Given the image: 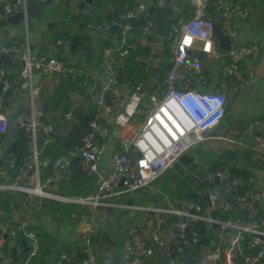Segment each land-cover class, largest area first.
Returning <instances> with one entry per match:
<instances>
[{
    "label": "built area",
    "instance_id": "1",
    "mask_svg": "<svg viewBox=\"0 0 264 264\" xmlns=\"http://www.w3.org/2000/svg\"><path fill=\"white\" fill-rule=\"evenodd\" d=\"M31 1L45 0H0V31L9 16L18 12L26 16ZM188 2L193 14L186 16L175 13L168 20L165 36L169 42L168 55L156 54L154 51L141 53L136 43L127 42L126 34L130 20L142 16L145 18L143 36H155L156 21L149 14L151 6L168 8L175 0H150L148 4L139 2L120 15L121 22L111 20L88 25L99 31L110 29L115 24L121 28L117 56L109 57L110 51L114 50L112 46L104 48L102 52L94 99L98 116L111 122L122 114L130 97L134 98L135 113L142 115L140 122L118 140L111 158V168L106 173L98 164L104 145L94 141L95 135L102 131V123L96 120L91 123L92 131L85 138L84 146L58 156L49 172L44 173L43 168L49 165V159H41L42 152L57 139L59 131L54 122L46 120L41 98L43 86L34 83L33 76L36 72L46 73L57 84L68 76H83V71L67 58L34 50L28 41L0 44L1 55L13 54L22 63L21 69L14 75L9 74L0 63V153L12 172L10 184L0 185V188L24 193V200L30 204L37 195L60 197L44 192L43 188L70 181L76 171V157L81 161L87 176L100 175L94 191L77 199H67L84 209L82 217L91 221L88 233L82 236L87 254L81 260L71 261L68 253L63 252L56 264H151L155 256L159 257L161 264H176L175 260L187 250L190 251L188 258L195 259V264H260L264 259V187L253 176L250 177L252 184L246 186L243 177L232 175L234 162L231 160L221 159L211 169L205 167L197 156L190 163L181 162L193 146L212 138L243 144L241 139L231 134L209 136L208 133L220 126L227 106L255 75L254 61L260 52L259 43L255 41L239 46L233 43V36H237L236 23L249 15L250 5L246 1L232 0ZM90 9V6H86L77 12L86 14ZM216 22L220 23L223 32L232 40V46L225 54L220 53L216 46ZM58 44L66 43L60 39ZM49 46L51 52L58 51L57 46ZM194 50L204 52L205 59L199 60L192 53ZM85 54L86 51L82 50L78 56L84 59ZM131 55L148 74L154 68L158 69L161 63L168 65L161 85L143 101L137 95L145 85L143 82L130 95L125 93L119 83V66ZM206 60L223 63L215 85L210 84L211 75L205 72L203 62ZM85 79L80 84L85 85ZM23 92L28 94V113L17 111V98ZM78 94L76 91L68 92L72 105L65 112L60 107L61 121L76 119L74 111L79 106ZM11 117L15 119L16 125L26 128L30 137L29 152L21 159H16L14 153L5 157L3 151V138ZM246 133L264 161V123L255 119L248 125ZM178 164H181L179 171L182 175L196 180L192 187L196 188L199 184L202 196L208 194L211 201L210 206L207 204L209 209L226 212L227 218L203 211L202 204L195 199L179 194L171 196L164 191L155 195L154 200L143 203L133 200L129 204L128 199L120 200L123 194H132L139 189L148 188L154 192L157 190L154 182L167 169ZM216 177L219 179L218 184L215 183ZM37 189L45 194L38 193ZM256 201L260 202L259 207L255 205ZM116 208L134 209L151 222L150 235L125 239L118 258L112 251L101 255L92 248V234L98 232L103 224V217L97 211ZM198 221H203L213 231V243L199 244V231L192 226ZM29 226L28 219L22 221L20 227L11 222L5 224V234L0 233V264H16L12 251L21 252L24 249L21 239L27 240L30 250L23 264H29L32 256L40 255L38 235ZM21 229L23 233L20 234ZM193 250L196 252L195 257H191Z\"/></svg>",
    "mask_w": 264,
    "mask_h": 264
},
{
    "label": "crops",
    "instance_id": "2",
    "mask_svg": "<svg viewBox=\"0 0 264 264\" xmlns=\"http://www.w3.org/2000/svg\"><path fill=\"white\" fill-rule=\"evenodd\" d=\"M177 1H180L181 5L178 11L175 12L176 14H183L186 16H190L191 14H193L192 8L188 0H175V3ZM232 1H246L250 5L249 15L245 19H241L236 23L237 42H233L234 45H248L256 41L257 43H259L260 52L257 59L254 61V77L249 80L245 84V86L240 90V92L237 93L232 99V101L230 102V108L229 110H227L223 122L220 124L219 127L215 129L216 134L213 136H229L231 134L234 135L238 140L241 139L243 141V144H233L229 143L227 140L212 138L210 140L201 142L200 148L205 149L206 145H210L214 148L220 149L232 148L241 152L249 151L251 153V156H249L248 158L245 157L244 159L240 160L239 164L243 167H249L246 161L247 159L251 161V163L253 164L251 167L252 176L257 181V183L264 187V161L259 157V154L253 148L252 140L246 133L248 125L255 120V117L257 115L264 112V0ZM115 2L116 0H109V5L113 6ZM135 2L139 3V0H135ZM82 3H87L91 5V3H89L87 0H45L43 2L31 1L28 9L30 11V15L28 16V18H25L24 20H19L17 21V23L10 22L8 18L4 20L2 29L0 31V44L28 41L34 50L40 53L51 54L49 46L50 44L47 41L48 30L54 27H58L65 23V20H61L59 17L64 8H66V10H68L71 14L75 15L77 13V10L79 9V5ZM55 6H58L60 8L58 9V13L50 14L49 12L48 17H46V19H40V15L42 12L46 10L49 11V9L54 8ZM158 9L165 8L151 6L149 14L151 15L153 13H156ZM152 17L155 19L154 15ZM120 31V27L115 33H113L111 29H109V31L106 30L102 32L97 29L91 30L90 32L87 31V33H89L91 37V56L90 60L83 62L84 67L82 68V71L86 78V87L84 94H78L77 96L79 100V105L84 104L87 108L89 103L91 101H94L95 99L98 83L97 77L101 71L102 60L100 58L102 57V52L104 50V48L101 47V39L103 37H106L108 34H111L113 36V43L115 44V46L114 50L110 51L109 57L114 58L117 56L116 47L120 45L117 44L120 39ZM164 40L165 37L159 36L157 34L151 38L141 36L138 38V43L136 44L142 47L147 46L151 49V51H154L156 54H160L163 48ZM10 56L13 58V60L9 63L4 62L2 64L6 71L9 74L13 75L16 72V66H22V63L15 55L12 54ZM125 63V61L122 62L119 68H122ZM222 64L223 63H221V61H216V64L214 65H204L205 68L210 71L211 78L209 82L211 85H215L218 82L219 72ZM160 75L161 73L159 72V68L157 74H149L146 84L142 88L140 94H137L141 97L142 101L147 97L149 93L154 92L161 85L162 81L159 82L158 80V77ZM34 79H37L36 83L42 86H48L50 88H53L55 85L51 77L46 73L36 72L33 76V80ZM120 84L127 95L132 94L130 93L126 81ZM41 95L42 106L45 100H48L49 103L48 96H44V94ZM17 101L18 107L23 105L25 102L28 103V94L26 92L19 94ZM48 105L50 108V103ZM45 113L46 119L56 124L59 134L63 135L68 131L69 125L72 121H61L59 111H53L50 109L49 112ZM54 115L56 116L55 120H53ZM125 119H128V122H125ZM141 119L142 115H140L139 113H135L134 98L130 97V99L128 100V105L124 109L122 114L111 120L112 130L108 132L106 129H102L101 135H107L108 140L109 136L116 132L120 139L121 137H125L130 132V130L134 126H136L138 122H140ZM3 151H5V146L3 147ZM41 159H49V156L44 155V153H42ZM201 160L203 161V159ZM77 164L79 165V168L77 171H75V173H77L78 175L84 173L81 161H78ZM204 166L207 167L205 164ZM44 169L45 168H43V171ZM91 180H96L97 186V183L100 180V175H93L91 177ZM11 181L12 172L9 170L8 164L4 161L0 153V185H8ZM48 186H51V188L48 189V193L52 195H65L66 193L65 190L61 188L60 183H54L45 187ZM61 192L63 194H60ZM4 193H6L4 197H1V194L3 195ZM42 201L44 202V210L41 216L38 218H31V211L29 209L30 203H27V201L22 200L21 196H19L18 193H14L9 189L0 188V215L5 217L7 215V211L9 210L11 215V221L22 222L28 219L30 222L33 221L35 223H40L45 229V231L50 233L54 237L53 240L56 241L54 249H57L61 243H71L72 245H76V243H79L82 245V250L85 251V253L87 254V251L84 249L82 244V236L86 235V233H88L89 231L91 222L90 219L81 216V219L77 220V222H73L72 220H74V218L76 217L75 214H73L72 216L70 215L68 218H61L57 211H53L48 207L51 205L49 200L44 201L40 198H35V200L31 202V204L36 205L35 209H40ZM111 210L112 209L97 211V214L103 217L102 227H104L107 232L108 230H110V228L108 227L109 224L111 225V227L114 225L120 228L123 227L122 211L124 209L117 208V210ZM128 210L129 211L127 216L128 219L132 221V228H130V230L129 228L122 229L121 231H119V235L123 237L124 241L127 238L149 236L151 231V222L148 221V219L143 218V214H141L140 212H132V209ZM110 214L113 215L112 223H109L108 221V216ZM135 214H139V217L133 220L132 217ZM6 223V220L0 217V230L3 234H5L6 231ZM101 235L104 234L101 233ZM105 235H109V232ZM99 239L100 238H98L96 242H93V251L103 255L113 250L111 248L103 250L99 245ZM121 246H115L114 248H118L120 250ZM23 251L24 249H22L20 253H24ZM151 264H161V260L159 259V257L155 256L151 259ZM260 264H264V259Z\"/></svg>",
    "mask_w": 264,
    "mask_h": 264
},
{
    "label": "trees",
    "instance_id": "3",
    "mask_svg": "<svg viewBox=\"0 0 264 264\" xmlns=\"http://www.w3.org/2000/svg\"><path fill=\"white\" fill-rule=\"evenodd\" d=\"M137 2L135 0H116L113 6L109 5V0H93V3L87 4L82 3L79 5V8H84L86 6H90V11L86 14L77 12L75 15L71 14L66 8L60 14V19L65 20V23L54 27L48 30L47 41L49 44L57 46L58 51H52L51 54L54 57L64 58L65 50H69L73 55L77 56V60L73 63V65L79 69H82L83 62L90 60L91 56V37L89 33H85L86 31L90 32L95 28H89L88 25L90 23L100 24L104 21L114 20L116 22H121L120 15L127 10L131 9L135 6ZM213 7H211L212 9ZM58 6L51 8L41 13L40 19L44 20L48 17V14L58 13ZM145 22L144 17H138L130 20V28L127 30L126 39L128 43H138V38L143 36L142 28ZM109 31V29L101 30ZM62 39L66 44H58V40ZM113 36L108 34L106 37L101 39V47H114ZM120 39L117 44H120ZM139 52L147 53L151 51V49L147 46L142 47L138 46ZM85 50V58L82 59L79 57L80 51ZM162 55H168L169 53V42L165 39L163 48L161 51ZM102 60V57L100 58ZM100 60V61H101ZM125 64L122 66L123 75L125 77V81L129 87L130 93L135 91L136 86L143 82L146 84L149 74L146 73L141 66H137L134 61L133 55L125 59ZM16 72L21 69V66H16ZM167 69L166 63H161L159 66V72L161 75L158 77L159 82L162 81L164 73ZM15 72V73H16ZM205 72L210 73L209 70L205 68ZM14 75V74H13ZM83 76H68L67 78L62 79L59 83L55 84L53 88L48 86H43L42 94L44 96H48L50 109L53 111H59L62 106L63 111H67L72 105V100L69 99L68 92L76 91L79 94H84L85 85L80 84L83 82ZM98 87V83H97ZM42 96V95H41ZM230 104L227 106V110H229ZM30 107L27 102L18 107V112L28 113ZM99 111L95 101H91L86 108L84 115L81 119H74L69 125L68 131L61 135L58 134L57 139L48 145L42 153L44 155L49 156V165L44 169V173H48L50 170V166L53 161L60 155L66 154L72 150H79L84 146L85 138L92 131L91 123L93 121H98L102 123V129H106L108 132L112 130L111 122H106L102 118L98 116ZM255 119L261 120L264 123V112L260 113L255 117ZM47 120V119H46ZM15 140L13 142L12 147H5V157H7L10 153H14L16 159H21L24 155L29 152L30 147V137L28 131L25 127L17 125L15 129ZM94 141L98 142L100 145H104L107 141V135L102 136L101 132L95 135ZM195 151L201 159H203V163L209 168H215L220 160L228 161L231 160L234 162V165L231 167V174L234 176L243 177L245 180V185H251L250 177L252 176V163L247 159V163L249 167L240 166L239 161L244 159L245 157L251 156L249 151H237L232 148H214L210 145H206L205 149L200 148V143L193 146L186 155ZM75 162L79 161V158L76 157ZM203 173V172H202ZM92 176H87L85 173L77 174L75 173L73 178L67 182H60L61 188L65 190V192L69 191V195H76V191L72 189L73 186H81L84 185L87 192H89V186L91 185L89 182L91 181ZM196 180L191 176H184L180 173L179 170L174 168L167 169L155 182L154 187L157 189L154 192H151L148 188L139 189L138 191L144 194V197L138 199L137 203H143L147 201H152L155 198V195H159L160 192L168 193L169 195L180 194L181 196H185L188 198L195 199L200 202L203 206V211H208L212 213L214 216L227 218L228 214L226 212H221L220 210H211L207 206V203L204 199H202V187L197 184L196 188H193L192 185ZM196 183V182H195ZM68 184V185H66ZM96 188V185H95ZM94 188V189H95ZM19 196H21L22 200L25 198V194L22 192H18ZM60 194H63L62 192ZM66 195V194H65ZM45 201V200H44ZM35 204H29V209L31 211V218H38L41 216L44 210V202L42 201V205L40 209H35ZM70 210V215H76V219L72 220L73 222H77L78 218L82 216L84 209H80V206L77 203H72L68 206ZM112 209L111 211H113ZM259 211L258 213H260ZM244 217H247L245 213H243ZM6 222H11L16 227H20L22 222L11 221L10 211H7V215L4 217L0 215ZM139 217V214H135L132 219L135 220ZM115 226L116 238H109L106 241V244L109 248L113 249L112 253L115 257L120 256V250L118 248H114L115 246L119 247L123 244L124 239L121 235H119V231L124 229ZM192 226L195 227L199 231V244H210L215 241V234L213 231L206 226L203 221H198L192 223ZM30 230L36 232L39 238V254L32 256L29 264H56L57 258L63 252L68 253L71 261L81 260L86 256L85 251L82 250V245L76 243V245H72L71 243H61L57 249H54V245L56 241H54V237L45 231L40 223H35L33 221L30 222L29 226ZM1 233V230H0ZM20 234L23 233L21 229ZM102 234H108L106 229L102 227L97 233L92 234V243L96 242V240ZM83 244V239H82ZM84 246V245H83ZM198 247V246H197ZM196 247V248H197ZM30 250L28 249L25 253H20L16 251H12V255L15 258L16 264H23L26 258L29 256ZM54 254V255H53ZM48 256V257H47ZM53 256V257H52ZM190 256V251H185L179 255V259L175 260L176 264H195L188 263ZM196 252L191 251V257H195Z\"/></svg>",
    "mask_w": 264,
    "mask_h": 264
},
{
    "label": "water",
    "instance_id": "4",
    "mask_svg": "<svg viewBox=\"0 0 264 264\" xmlns=\"http://www.w3.org/2000/svg\"><path fill=\"white\" fill-rule=\"evenodd\" d=\"M89 3H93V0H87ZM139 2L141 3H145L148 4L150 2V0H139ZM181 5L180 1H177L175 4H173L171 7L165 8V9H158L156 11V13L151 14L152 16H155L156 19V28H155V32L157 35L165 37L166 33H167V25H168V20L171 17L172 14H174L175 12L178 11L179 7ZM30 15V11L28 10L27 15L25 16V14L23 12H18L16 14H13L11 16L8 17V20L12 23H17V21L19 20H24L25 18H28V16ZM147 15V14H145ZM119 28L118 24L113 25L110 29L113 33H115L117 31V29ZM214 31H215V36H216V46L217 49L220 53L225 54L227 53V51L231 48L232 46V40L231 37L227 34H225L221 28V25L219 22H216L214 25ZM87 33V31L85 32ZM119 38V37H118ZM46 44V43H45ZM195 56H197L199 58V60L203 61L205 59V54L204 52L200 51V50H194L192 52ZM65 56L68 58V60L71 63H74L77 60V57L75 55H73L69 50H65ZM13 60V58L9 55V54H2L0 57V63H9ZM153 74H157L158 73V69L154 68L152 70ZM37 79H34V83H36ZM119 81L120 83H124L125 82V77L123 75V71L122 68H119ZM194 82L192 83V86H194ZM48 100H45L43 102V110L44 112H49L50 108L48 105ZM86 110V107L84 104H80L74 111V116L76 119H81L84 115V112ZM56 116H53V120H55ZM16 122L14 118H10L9 120V125L7 127V130L5 132L4 138H3V143L5 145V147H12L13 142L15 140V129H16ZM106 133V132H105ZM118 140L119 137L116 134V132L114 134H111L109 136V139L107 140L106 144L104 145V147L102 148L100 155H99V160H98V164L101 167V169L105 172H108V170L111 168V158L113 155L114 150L116 149V146L118 144ZM75 170L77 171L79 168L78 164L74 165ZM219 179L218 177L215 178V183L218 184ZM63 198V197H62ZM202 198L207 202V204L210 206L211 205V201L209 199L208 194H204L202 196ZM66 199V198H63ZM127 202L129 204L133 203V199H128ZM255 205L257 207L260 206V202L256 201ZM132 212H135L134 209H132ZM248 213V212H246ZM108 221L109 223L113 222V215L110 214L108 216ZM120 226V224H119ZM21 244L24 247V253L29 249L28 243L26 239H21ZM239 260L241 262H243V259L241 257H239ZM188 263H195V259L190 258Z\"/></svg>",
    "mask_w": 264,
    "mask_h": 264
},
{
    "label": "rangeland",
    "instance_id": "5",
    "mask_svg": "<svg viewBox=\"0 0 264 264\" xmlns=\"http://www.w3.org/2000/svg\"><path fill=\"white\" fill-rule=\"evenodd\" d=\"M233 42L234 43L237 42V36H235V37L233 36ZM203 64L205 66H210V65L216 64V61H214V60H206V61L203 62ZM208 134H209V136H213V135L216 134V132H215V130H212ZM194 156H197V157L200 158V156L195 151H193L192 153L188 154V156L187 155H184L181 162L182 163H188V162L190 163V161L192 162ZM180 167H181V164H178L176 166V169L177 170H180ZM96 182H97L96 180H94V181L91 180L89 182L91 184L89 186V190H90L89 192H92L94 190L95 185H96ZM66 185H68V184H66ZM49 188H51V186L44 187L43 188V191L44 192H49L48 191ZM72 189L74 191H76V195H73V194L69 195V191H67L65 193L66 195H58V194H56L57 196H60V197H51V196H45V195H41V196L40 195H37V196L34 195V196L36 198H40L42 200H49L50 203H51V205L48 206V207L51 210L57 211V213L59 214V216L61 218H66V217L68 218L70 216V210L68 209V206L70 204L74 203V202H71L70 200L68 201L67 199H77L78 197H82V196L86 195L87 193H89V192L86 191L84 185H81V186H78V187L77 186L76 187L73 186ZM5 194L6 193H4L3 195L1 194V197H4ZM62 197L63 198H66V199H63ZM141 197H144V194L142 192H140V191H135L132 194H130V193L123 194L121 196L120 200L121 201H126L127 199L131 198V199H134L136 201V200H138V198L140 199ZM115 210H117V208ZM128 211H129L128 209H124L122 211V215H123L122 221H123V226L126 229L129 228V230H130V228H132L131 227L132 226V221L130 219H128V216H127ZM114 213H115V211H114ZM76 218L77 217H75L74 219H76ZM79 219H81V218H78V220ZM108 227L110 228V230H108L109 235H100V237H99L100 238L99 239V245H100V247L103 250L109 248L108 245L106 244V241L110 237L112 239L113 238H116V233H114L115 232L114 231L115 230V226H112L111 227V225L109 224Z\"/></svg>",
    "mask_w": 264,
    "mask_h": 264
},
{
    "label": "bare ground",
    "instance_id": "6",
    "mask_svg": "<svg viewBox=\"0 0 264 264\" xmlns=\"http://www.w3.org/2000/svg\"><path fill=\"white\" fill-rule=\"evenodd\" d=\"M37 192L38 193H41V194H45L42 190H40V189H37Z\"/></svg>",
    "mask_w": 264,
    "mask_h": 264
}]
</instances>
